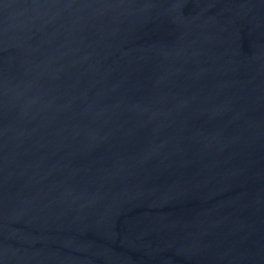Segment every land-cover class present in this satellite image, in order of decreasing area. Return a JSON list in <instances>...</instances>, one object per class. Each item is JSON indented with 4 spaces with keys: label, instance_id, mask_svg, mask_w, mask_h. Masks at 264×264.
<instances>
[{
    "label": "water",
    "instance_id": "1",
    "mask_svg": "<svg viewBox=\"0 0 264 264\" xmlns=\"http://www.w3.org/2000/svg\"><path fill=\"white\" fill-rule=\"evenodd\" d=\"M0 264H264V0H0Z\"/></svg>",
    "mask_w": 264,
    "mask_h": 264
}]
</instances>
